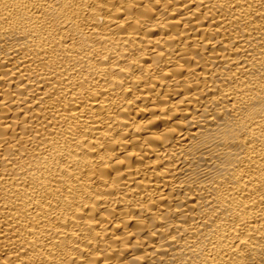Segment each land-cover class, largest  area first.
<instances>
[{
  "label": "bare ground",
  "instance_id": "obj_1",
  "mask_svg": "<svg viewBox=\"0 0 264 264\" xmlns=\"http://www.w3.org/2000/svg\"><path fill=\"white\" fill-rule=\"evenodd\" d=\"M0 264H264V0H0Z\"/></svg>",
  "mask_w": 264,
  "mask_h": 264
}]
</instances>
